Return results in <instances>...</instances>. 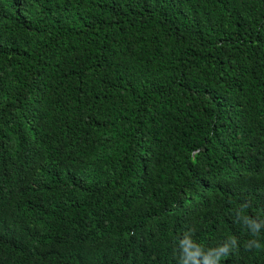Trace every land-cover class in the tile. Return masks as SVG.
Listing matches in <instances>:
<instances>
[{"label": "trees", "instance_id": "16d2710c", "mask_svg": "<svg viewBox=\"0 0 264 264\" xmlns=\"http://www.w3.org/2000/svg\"><path fill=\"white\" fill-rule=\"evenodd\" d=\"M0 264H264V0H0Z\"/></svg>", "mask_w": 264, "mask_h": 264}, {"label": "clouds", "instance_id": "9594fccd", "mask_svg": "<svg viewBox=\"0 0 264 264\" xmlns=\"http://www.w3.org/2000/svg\"><path fill=\"white\" fill-rule=\"evenodd\" d=\"M221 251H227V249H222Z\"/></svg>", "mask_w": 264, "mask_h": 264}]
</instances>
